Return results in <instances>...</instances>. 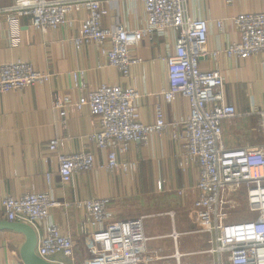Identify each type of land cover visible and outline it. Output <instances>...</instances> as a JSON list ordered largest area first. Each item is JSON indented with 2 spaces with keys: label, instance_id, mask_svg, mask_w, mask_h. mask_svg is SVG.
<instances>
[{
  "label": "built area",
  "instance_id": "2783aa9c",
  "mask_svg": "<svg viewBox=\"0 0 264 264\" xmlns=\"http://www.w3.org/2000/svg\"><path fill=\"white\" fill-rule=\"evenodd\" d=\"M110 1L113 0H13L8 7L0 6V15L11 23L19 16H28L31 27L41 33L59 27H77V35L72 39L74 47L79 50L85 44L96 45L106 65L116 69L123 78L141 62L131 55V48L145 38H162L173 33L174 45L166 46L163 58L168 86L161 96L166 103H171L176 96L188 102L189 115L184 121L166 123L157 104L154 122L142 123L135 105L139 97L135 89L101 85L88 90L84 70L71 73L73 89L80 92V97L75 101L59 97L53 109L64 123L69 112L88 108L90 116L96 120L90 140L95 149L106 153L101 168L109 174L126 175L135 167L125 160L133 145L147 146L151 137L171 134V140L180 149L178 168L186 173L195 165L199 171L198 195L192 205L193 230L178 233L175 211L165 214L172 227L169 238L176 249L171 258L178 264L184 258L177 251L182 235L205 239L206 249L198 255L210 258L211 264H264V106L252 111L263 140L255 146L226 148L222 124L238 114L233 106L225 103L221 71L215 68L203 72L199 67L201 59L214 60L217 56L207 51L210 21L191 18L186 6L188 0H130L142 5L146 26L136 30L104 29L100 22L104 14L101 5ZM233 2L224 0L226 5ZM223 22L213 21L218 29H222ZM230 22L240 39L223 51L227 58L264 55V13H243ZM51 78L49 73L35 71L29 62L6 63L0 66V94L43 85ZM57 146L56 140L51 141L49 150L55 152ZM57 158L63 185L71 183L75 175L93 169L94 155L90 151ZM157 187L161 190L160 182ZM176 192L178 197L183 195L182 191ZM0 204L6 221L34 229L37 234L35 253L43 260L61 258L53 261L56 264H66L65 261L71 264H156L163 259L157 251L147 250L149 239L144 231V217L115 221L111 199L67 204L54 201L47 193L30 192L20 198L0 197ZM59 207L82 209L86 221L98 228L85 239L86 258L83 260L73 239L63 235L57 225L49 221L50 211ZM42 224L45 226L40 235Z\"/></svg>",
  "mask_w": 264,
  "mask_h": 264
},
{
  "label": "crops",
  "instance_id": "0c3cea01",
  "mask_svg": "<svg viewBox=\"0 0 264 264\" xmlns=\"http://www.w3.org/2000/svg\"><path fill=\"white\" fill-rule=\"evenodd\" d=\"M12 3L13 0H0L1 7ZM186 6L191 18L210 21L207 51L217 56L214 60L201 59L200 70L218 68L221 71L225 103L233 106L238 114L222 124L224 146L258 145L262 136L252 111L264 106V55L229 59L223 51L240 39L230 19L243 13H264V0H234L231 5H226L224 0H188ZM101 9L104 14L100 22L104 29L136 30L146 26L147 18L138 2L113 0L103 3ZM15 20L11 23L0 15V66L17 60L29 62L35 71L49 73L52 78L43 85L0 94V197L20 198L38 192L50 194L54 201L67 204L108 198L112 201L114 220L125 221L137 217L126 213L129 203L154 193L160 182L166 192H183L180 206L184 211L190 206L188 215L191 218L192 205L198 195L199 171L195 165L186 173L178 168L180 149L171 140L170 133L151 137L147 146L133 145L125 158L135 166L129 174H109L101 168L106 153L95 149L90 140L96 120L90 116L88 108L69 112L64 123L53 109L59 97H70L73 101L80 97V92L73 89L71 73L84 70L88 90L101 85L135 89L139 96L135 105L142 123L154 122L157 104L166 123L184 121L189 115L188 102L176 96L171 103H166L161 96L168 86L163 58L166 46L172 48L174 45L175 35L145 38L131 48V55L141 62L123 78L116 69L106 65L96 45L85 44L79 50L74 47L72 39L77 35V27H59L41 33L31 27L28 16ZM217 20L224 21L222 29L214 25L213 21ZM54 140L58 146L51 152L49 144ZM89 151L94 155L93 169L75 175L71 183L63 185L57 157ZM49 221L57 225L63 235L70 236L80 250L81 259L86 258L85 239L98 228L86 221L83 210L54 208ZM0 222H7L1 204ZM44 226L39 227L40 235ZM24 242L23 234L1 229L0 264L21 262L20 249ZM59 260L62 259L56 257L50 261Z\"/></svg>",
  "mask_w": 264,
  "mask_h": 264
},
{
  "label": "rangeland",
  "instance_id": "374dc122",
  "mask_svg": "<svg viewBox=\"0 0 264 264\" xmlns=\"http://www.w3.org/2000/svg\"><path fill=\"white\" fill-rule=\"evenodd\" d=\"M260 135L262 136L261 131ZM239 199L245 205L243 196H240ZM180 204L181 197L177 196V192H166L163 186L161 190L156 186L154 193L145 196V198H139L133 203H129L128 207L125 208L126 213L130 216H137L136 218L144 217V231L146 237L149 239L147 250L157 251L160 257L163 258L156 264H178L175 259L171 258L176 249L171 238H169L172 227L169 217L165 215L167 212L175 211L177 217L175 219L176 230L178 233H188L194 228L192 219L188 215L190 206L187 207V211H184L181 209ZM243 211H245V207L240 214L243 215ZM242 215L239 217H242ZM190 222L191 225L188 224ZM205 249V239L191 235H182L177 247L178 253L184 255V258L180 260V264H211L210 258L198 255L199 252Z\"/></svg>",
  "mask_w": 264,
  "mask_h": 264
},
{
  "label": "water",
  "instance_id": "95a60500",
  "mask_svg": "<svg viewBox=\"0 0 264 264\" xmlns=\"http://www.w3.org/2000/svg\"><path fill=\"white\" fill-rule=\"evenodd\" d=\"M7 229L23 234L25 242L20 249L22 264H56L38 257L35 253L37 245V234L29 225L18 222H0V230Z\"/></svg>",
  "mask_w": 264,
  "mask_h": 264
}]
</instances>
